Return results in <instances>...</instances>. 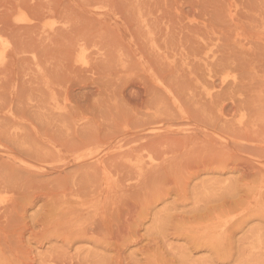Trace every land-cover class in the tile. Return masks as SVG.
<instances>
[{
	"label": "rangeland",
	"instance_id": "1",
	"mask_svg": "<svg viewBox=\"0 0 264 264\" xmlns=\"http://www.w3.org/2000/svg\"><path fill=\"white\" fill-rule=\"evenodd\" d=\"M0 264H264V0H0Z\"/></svg>",
	"mask_w": 264,
	"mask_h": 264
},
{
	"label": "bare ground",
	"instance_id": "2",
	"mask_svg": "<svg viewBox=\"0 0 264 264\" xmlns=\"http://www.w3.org/2000/svg\"><path fill=\"white\" fill-rule=\"evenodd\" d=\"M215 87H216V86H215ZM94 130H95V129H94ZM257 130H258V129H257ZM92 131H93V130H92ZM251 132H252V131H251ZM243 134H244V133H243ZM184 135H185V134H184ZM250 137H251V136H250ZM139 140H140V139H139ZM247 150H248V149H247ZM140 151H141V150H140ZM261 151H262V150H261ZM138 152H139V151H138ZM128 153H129V152H128ZM222 154H223V153H222ZM125 155H126V154H125ZM126 156H127V155H126ZM123 158H124V157H123ZM241 160H242V159H241ZM254 168H255V170H256V169H259V167H256V166H255ZM148 172H149V171H148ZM256 182H257V181H256ZM68 200H69V199H68ZM68 202H69V201H68ZM6 211H7V210H6Z\"/></svg>",
	"mask_w": 264,
	"mask_h": 264
}]
</instances>
